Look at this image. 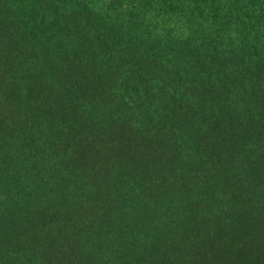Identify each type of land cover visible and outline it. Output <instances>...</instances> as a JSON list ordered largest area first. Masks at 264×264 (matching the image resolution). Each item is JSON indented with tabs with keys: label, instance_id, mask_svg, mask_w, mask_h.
<instances>
[{
	"label": "trees",
	"instance_id": "obj_1",
	"mask_svg": "<svg viewBox=\"0 0 264 264\" xmlns=\"http://www.w3.org/2000/svg\"><path fill=\"white\" fill-rule=\"evenodd\" d=\"M0 264H264V0H0Z\"/></svg>",
	"mask_w": 264,
	"mask_h": 264
}]
</instances>
